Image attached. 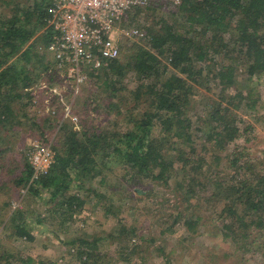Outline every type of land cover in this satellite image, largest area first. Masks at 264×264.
I'll return each instance as SVG.
<instances>
[{
  "label": "trees",
  "instance_id": "1",
  "mask_svg": "<svg viewBox=\"0 0 264 264\" xmlns=\"http://www.w3.org/2000/svg\"><path fill=\"white\" fill-rule=\"evenodd\" d=\"M50 2H36L33 8L17 4L0 17V177L14 186L29 182L32 168L26 162L19 174L12 172L16 167L10 160L18 163V153L10 132L19 130L16 126L22 123L24 99L35 96L28 88L58 78L55 71L46 73L55 65L47 49L52 38L46 21ZM121 25L144 28L146 45L136 43L132 53H120L107 67L92 72L88 84L99 83L109 93L103 100L111 102L104 107L108 112L116 108L117 121L123 118L126 128L93 126L86 118L91 91L83 86L76 110L82 127L74 130L69 124L64 126L50 173L33 181L30 192L33 196L44 191L52 195L56 203L47 208L48 216L68 233V221L82 212L91 191L101 200H107V193L127 200L121 184L112 185V176L106 173L109 163L117 160L124 179L132 186L148 180L172 188L177 197L174 223L182 224L187 233L197 235L203 221L212 218L237 251L245 252L252 246L264 250V159H254L245 147L229 152L241 135L238 109L246 101L248 109L255 110L261 99L254 88L247 87L244 93V88L238 87V73L244 67L253 82L264 75V0H181L178 5L171 0H151L144 9L130 10ZM40 44L51 55L49 60L45 61V53H39ZM33 59L40 66H32ZM128 82L135 84L133 90H128ZM212 83L219 87L218 97L207 104L203 116L193 113L198 85L205 84L211 90ZM127 92L132 98L130 108H125ZM43 93L39 100L50 94L58 100L52 93ZM93 104L97 105L92 99ZM50 123L52 131L54 122ZM41 137L48 139L46 133ZM100 174V186L107 192L92 186ZM73 186L83 189V196L70 194ZM2 191L0 185L5 209L9 204ZM117 210L108 207L107 211ZM27 217L28 212L10 217L13 234L34 240ZM173 227L166 226L161 234L173 232ZM121 232L129 238L139 237L136 226L124 225ZM89 237L92 239L72 238L68 243L75 248L73 258L61 263L18 251L0 239V264H132L134 255L144 258L138 252L140 246L130 251H103L99 248L103 237ZM139 239L145 240L141 234ZM147 247L163 258L164 264H175L174 256L162 246Z\"/></svg>",
  "mask_w": 264,
  "mask_h": 264
},
{
  "label": "rangeland",
  "instance_id": "2",
  "mask_svg": "<svg viewBox=\"0 0 264 264\" xmlns=\"http://www.w3.org/2000/svg\"><path fill=\"white\" fill-rule=\"evenodd\" d=\"M4 1L0 0V17L8 14L17 4L33 8L36 2H41L42 0ZM142 15L145 14L143 13ZM140 19L143 20V16ZM143 30L145 32L144 39L136 37L120 38L121 54L132 53L133 46L136 43L146 45L147 32L144 28ZM40 33L38 32L37 36ZM38 50L40 54L45 53V61L50 59L52 54L50 55L41 44ZM39 64L40 62H36L33 59L32 66L38 67L40 66ZM53 71L56 73L54 66H50L46 73L52 74ZM238 74V87L244 88V93L247 92V87L254 88L260 94L261 99L255 110L248 109L246 101L238 109L241 120V135L232 143L229 152L245 147L247 148L246 152L254 159L258 160L257 157L264 159V75L253 82L248 80L244 67L239 69ZM126 84L128 90L134 89L135 84L133 82ZM212 85L213 83L210 84L211 90L205 84L198 85L199 92H197L198 94L195 97L196 102L193 113L203 116L208 110L207 104L218 97L219 87ZM84 89L91 91V100L87 108L88 114L86 118L93 126L112 130H117L118 126L126 128V122H124L123 118L117 121L118 111L116 108L110 112L105 109L104 105L107 102H111V100L108 98L103 100L109 93L99 83L95 85L88 84ZM231 92L232 90H230ZM39 93H41L39 96L44 94L41 91ZM124 95L129 97L126 100L125 108H130L132 98L129 92ZM45 97H43V101L38 99L37 102L32 98L24 99L26 111L22 113L20 118L22 123L20 126H16L19 130L10 132V137L14 141L18 153L16 157L18 163L15 160H10L11 165L16 167L12 172L15 171L19 174L23 170L25 163L28 162L30 147L36 141L50 145L55 152L56 161L57 150L55 147H60L61 145L60 135L64 126L69 124L74 130H79L82 127V118L76 112L80 108L81 97L74 100L72 117L67 118L62 114L61 103L53 95L50 94L46 99ZM92 99L97 105H92ZM128 103L129 105H127ZM96 106L97 110H95ZM51 121L54 122L52 131L50 128ZM21 130H24L23 133H21ZM45 133L48 137L47 141L41 137ZM116 161L109 163L108 172L106 173L112 176V178L110 177L112 185L116 182L121 184V190L127 194V200L126 198L119 199L117 194L112 198L109 193H107L105 198L107 200H101L95 192L91 191L82 212L75 215L74 221L71 223L68 221V233L59 229V223L56 219L48 216L47 208L50 206L55 207L56 203V200L52 199V195L49 192L44 191L39 195L33 196L32 192H30L32 189L27 188L28 181L22 186H14L10 180H4L0 177V185H2L3 189L1 196H5V200L9 204L3 209L2 201H0V213L4 211L1 213L0 219V239L18 251L21 250L35 257L47 256L60 263L70 261L73 258L75 248L68 243L72 238L79 236L92 239L89 236H100L103 238L99 242V248L103 251L115 252L120 248L130 251L140 246L138 252L141 254L140 256H144V260H141L138 255H134L132 264L137 261L141 264H164L163 258L156 257L153 250L149 251L148 245L162 246L167 252H171V257L174 256L175 264H264V250H256V246H252L248 251H237L231 242L224 239L218 230V222L212 218L203 221L204 225H202L197 235L187 233L182 224L174 223L177 204L175 200L177 197H175L172 188L168 189L161 183H154L148 180L134 187L124 179V173ZM2 171V168H0V173ZM104 176L106 175L104 174ZM101 179V174L95 177L92 181V186L93 188L97 187L99 191H106L103 186H100ZM85 185L89 186L90 183L86 182ZM69 193L82 194L83 196L84 191L77 186H73ZM119 205L120 208H118ZM108 207H112L113 210L118 209L117 213H109L107 211ZM18 212H28L27 222L36 236L34 240L16 237L13 234L14 228L10 217L13 214H18ZM124 225L127 228L136 226L139 231V237L141 234L145 240L141 241L137 236L133 238L127 237L121 232V228ZM168 225H173L174 231L164 235L161 234V230ZM151 238L153 241H151Z\"/></svg>",
  "mask_w": 264,
  "mask_h": 264
},
{
  "label": "built area",
  "instance_id": "3",
  "mask_svg": "<svg viewBox=\"0 0 264 264\" xmlns=\"http://www.w3.org/2000/svg\"><path fill=\"white\" fill-rule=\"evenodd\" d=\"M180 4L181 0H171ZM151 0H51L47 9V27L52 31L48 51L55 60L58 74L55 83L40 81L28 88L35 92H49L58 97L64 117H72L73 101L87 85L92 72L107 67L121 53L120 38L144 39L139 28L121 25L126 14L134 9H144ZM55 113V112H54ZM28 162L33 181L47 176L54 163L55 152L47 143L36 141L28 152Z\"/></svg>",
  "mask_w": 264,
  "mask_h": 264
}]
</instances>
